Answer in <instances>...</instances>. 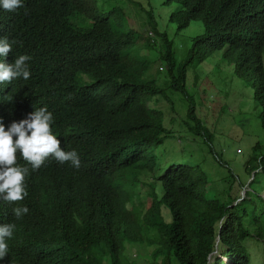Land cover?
Here are the masks:
<instances>
[{
  "label": "trees",
  "instance_id": "obj_1",
  "mask_svg": "<svg viewBox=\"0 0 264 264\" xmlns=\"http://www.w3.org/2000/svg\"><path fill=\"white\" fill-rule=\"evenodd\" d=\"M165 1L176 4L169 20L177 30L193 21L202 25L192 41L198 61L221 52L251 87L264 130V0ZM96 11L92 0H24L15 11L0 10V37L15 41L0 59L31 56L27 80L0 84V123L7 127L45 106L60 147L75 149L80 159L77 168L49 156L32 170L17 154V163L29 167L27 195L0 200V223L16 225L0 264H136L125 254L132 244L152 247L145 264H251L250 244L264 253L259 143L251 147L255 165L248 168L250 157L244 162L250 180L240 200L235 194L244 183L231 171L219 191L211 173L184 148L168 157L171 130L164 112L150 104L167 95L145 76L147 55L131 49L140 42L150 48L159 37L167 88L185 101L187 128L210 152L213 135L187 91L184 63H177L172 41L151 10L146 25L152 37L121 29L120 7L109 10L114 18ZM213 158L221 163L218 155ZM146 173L150 180L144 182ZM141 185L149 187L146 200L139 198ZM14 205L28 212L16 219Z\"/></svg>",
  "mask_w": 264,
  "mask_h": 264
},
{
  "label": "rangeland",
  "instance_id": "obj_2",
  "mask_svg": "<svg viewBox=\"0 0 264 264\" xmlns=\"http://www.w3.org/2000/svg\"><path fill=\"white\" fill-rule=\"evenodd\" d=\"M97 9L98 16H111L109 10L120 7L124 12L120 28L132 27L140 32H146L150 37L146 25V11L151 10L160 31L166 32L172 41V48L177 63H184L186 70V88L194 101L196 113L203 119L205 125L213 135L209 146L192 134L187 128L188 119H185L186 103L180 94L167 88L166 65L161 59V46L159 37L153 36V45L146 47L144 42L131 49L132 54H146L150 66L146 77H152L164 89L166 97L151 99L150 104L159 107L164 112V124L171 130L172 137L166 144L164 151L168 157L179 155L178 151L184 148L185 155L192 160L200 161L208 170L219 191L226 185L228 170L234 175L235 180L244 183L236 191L238 200L248 189L250 180L248 171L244 169V162L250 157L248 168L255 165L251 147L258 142L261 152H264V130L258 118L259 106L253 102L252 90L246 86L240 76L233 73V67L221 57V52L203 54V59L198 61L197 47H192L193 37L203 32V27L198 21L191 22L186 28L177 30L176 24L169 20L170 12L176 8L175 3L165 0H92ZM88 24V20L79 22ZM116 25V21H113ZM218 155L221 163L214 160ZM228 179V178H227ZM150 180V174L142 175V181ZM143 184V183H141ZM259 194L264 196V189L258 188ZM148 186L141 185L139 198L146 200ZM251 264L264 263V253L257 244L249 245ZM152 247L139 244L127 245L125 254L134 259L136 264H145ZM215 250L214 254H218Z\"/></svg>",
  "mask_w": 264,
  "mask_h": 264
},
{
  "label": "clouds",
  "instance_id": "obj_3",
  "mask_svg": "<svg viewBox=\"0 0 264 264\" xmlns=\"http://www.w3.org/2000/svg\"><path fill=\"white\" fill-rule=\"evenodd\" d=\"M24 0H0V10L15 11L23 7ZM15 41L0 37V58L6 56ZM31 56L20 54L11 63L0 59V84L30 76L28 61ZM53 114L45 106L32 110L19 121H12L5 127L0 123V200L14 202L27 195L25 178L29 167L17 163V154L32 170L39 168L51 156L59 163L70 162L73 167L80 166V159L75 149L64 150L60 147L58 136L52 131ZM28 212L25 205H14L13 217L20 219ZM16 225L12 222L0 223V260L9 251L8 242L13 236Z\"/></svg>",
  "mask_w": 264,
  "mask_h": 264
}]
</instances>
